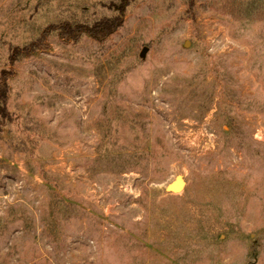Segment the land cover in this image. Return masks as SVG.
Returning <instances> with one entry per match:
<instances>
[{
  "label": "rangeland",
  "instance_id": "rangeland-1",
  "mask_svg": "<svg viewBox=\"0 0 264 264\" xmlns=\"http://www.w3.org/2000/svg\"><path fill=\"white\" fill-rule=\"evenodd\" d=\"M116 1L0 0V264H264V0H129L10 64Z\"/></svg>",
  "mask_w": 264,
  "mask_h": 264
},
{
  "label": "trees",
  "instance_id": "trees-1",
  "mask_svg": "<svg viewBox=\"0 0 264 264\" xmlns=\"http://www.w3.org/2000/svg\"><path fill=\"white\" fill-rule=\"evenodd\" d=\"M128 3L129 0H117L113 2L112 4L116 11L111 17L97 18L91 21H71L65 19L57 23L48 24L43 29L45 34L27 44L13 45L9 50L8 60L10 64H13L19 59L20 55L28 56L37 50L46 49L48 47L46 36L51 31H56L57 36L65 41H77L82 35L90 36L99 41L104 40L121 27ZM4 79H6L5 71L0 69V128L12 119L11 112L6 105L8 88L3 82ZM102 110L105 111V103H103ZM42 172L44 173L43 170Z\"/></svg>",
  "mask_w": 264,
  "mask_h": 264
},
{
  "label": "water",
  "instance_id": "water-1",
  "mask_svg": "<svg viewBox=\"0 0 264 264\" xmlns=\"http://www.w3.org/2000/svg\"><path fill=\"white\" fill-rule=\"evenodd\" d=\"M168 190L171 193H179L180 191L183 190L184 188V184L182 183V181H180L179 179L171 182L168 186H167Z\"/></svg>",
  "mask_w": 264,
  "mask_h": 264
}]
</instances>
